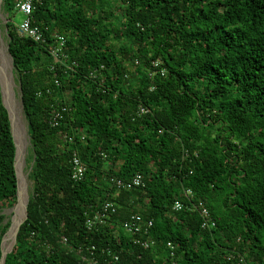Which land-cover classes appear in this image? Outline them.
Instances as JSON below:
<instances>
[{
	"label": "trees",
	"instance_id": "obj_1",
	"mask_svg": "<svg viewBox=\"0 0 264 264\" xmlns=\"http://www.w3.org/2000/svg\"><path fill=\"white\" fill-rule=\"evenodd\" d=\"M14 1L3 0L7 19ZM33 5L43 41L5 24L32 188L4 264H80L77 249L90 245L119 251L115 264H237L228 259L237 253L264 264V0ZM56 35L65 38L58 60L49 52ZM60 104L70 110L52 127L48 111ZM74 152L86 167L81 180L71 178ZM14 161L0 94V242L10 226L3 210L17 202ZM135 174L143 184L118 193L109 181ZM187 189L215 227L173 210ZM106 199L118 203L116 213L88 229ZM133 213L152 219L146 234L119 227ZM134 237L154 244L144 249Z\"/></svg>",
	"mask_w": 264,
	"mask_h": 264
},
{
	"label": "built area",
	"instance_id": "obj_2",
	"mask_svg": "<svg viewBox=\"0 0 264 264\" xmlns=\"http://www.w3.org/2000/svg\"><path fill=\"white\" fill-rule=\"evenodd\" d=\"M34 0H15L14 10L16 13H21L23 19L21 23L15 24L16 31L19 35L31 38L32 40L39 42L44 40L43 32L40 28L33 23L32 11L34 8ZM65 44V38L62 35H56L53 46L50 47L49 52L51 56L58 60L60 56L65 57L63 52V47ZM95 76V74H92ZM58 84V80H54ZM40 94V93H39ZM70 107L66 104H60L52 106L48 111L47 123L56 127L59 125L63 114L68 112ZM141 112H146L144 108L140 109ZM71 141V137L67 138ZM70 163L72 165L71 178L73 180H81L85 172V164L81 161L79 156L74 152L70 158ZM109 181L113 184L116 193L121 189H130L143 184L142 176L140 174H135L129 179H118L115 177L109 178ZM184 199L175 200L173 203V210H183L197 212L201 220V226L203 228L215 227V220L210 214L209 209L201 199L194 197L190 189L184 190ZM118 203L113 200L106 199L102 202L100 208H98L95 213L88 216L85 220V226L88 229L97 228L102 224H106L108 219L111 218L113 214L116 213ZM153 221L151 218H144L140 214L133 213L127 219L119 222V227L127 234H146L152 227ZM62 241L65 243L66 238L63 236ZM133 243L141 246L142 248H148L154 244V240L150 238L140 239L139 237H134L132 239ZM171 250L174 249V245L170 242L167 243ZM80 254V264H115L119 260V251L107 246L104 248H96L95 245L85 246V250L79 246L77 249ZM228 259H235L237 264H248L245 257L242 254H229Z\"/></svg>",
	"mask_w": 264,
	"mask_h": 264
},
{
	"label": "rangeland",
	"instance_id": "obj_3",
	"mask_svg": "<svg viewBox=\"0 0 264 264\" xmlns=\"http://www.w3.org/2000/svg\"><path fill=\"white\" fill-rule=\"evenodd\" d=\"M1 9H2V5H1ZM2 15L4 17L0 16V39H1L0 47L5 49V46H6L7 40H8V36L6 33V29H5V19L4 18H7V17H6V13H4V12H2ZM10 17L11 18H9L7 20H10L11 22L16 23V24L21 23V21L23 19V15L21 13H14ZM11 70L13 71V68L10 66L9 79L13 82H11V81L7 82L8 86H9V92L12 93L14 100H16L18 105H19L17 108H18V110L20 109L19 110V115L21 118L20 124L22 125V127H24L22 129L20 128L19 130H17V133L20 134L21 139L24 142V144H23L24 148L22 149V152L19 154V148L17 150V161H16L17 171H18L19 175L25 181V182L24 181L22 182V185H23V189H25V192H26V194H28V197H29V193L31 192V188H32V183H31L30 179L28 178V173L30 170V167H29V164H30V158H29V156H30L29 155L30 154V143H29V137L27 134V124H26L24 114H23V110H22V106L20 103V91L18 89L17 82L15 80V74H14V72L11 73ZM13 83H14V85H13ZM9 95H10V93H9ZM3 213L5 215L4 222L10 221V225H12L11 228H8L6 233L4 234V238H5L6 236H9L10 231L12 230L14 223L16 222L17 219H19L20 214H22V210L19 207V205L18 206L14 205L13 207L4 209ZM23 215H24V210H23Z\"/></svg>",
	"mask_w": 264,
	"mask_h": 264
},
{
	"label": "bare ground",
	"instance_id": "obj_4",
	"mask_svg": "<svg viewBox=\"0 0 264 264\" xmlns=\"http://www.w3.org/2000/svg\"><path fill=\"white\" fill-rule=\"evenodd\" d=\"M0 42H1V39H0ZM10 66H11L10 65V60H9V56H8V54L6 52V46H5V49L0 47V85H1V88H2L4 104L6 105L8 111L10 112V115L12 117L13 133H14V136H15L16 144H17V150L19 148V154H20L22 152V149L24 148V145H23L24 142L21 139L20 134L17 133V130H19L20 128L22 129L24 127H22V125L20 124V121H21V118H20V115H19V110L20 109L18 110V108H17L19 105H18L17 101L14 100V97L12 96V93L9 92V86H8L7 82L11 81L9 79ZM11 82H13V81H11ZM13 85H14V83H13ZM9 93H10V95H9ZM16 166H17V163H16ZM18 176H20L19 173H18ZM23 181H24L23 178L20 176L19 177V207L21 209L24 208V203H25L26 197H27L25 189H23V185H22ZM16 224H17V221L14 223V225L12 227V232L15 230ZM9 241H10V238L8 239L7 236L3 240V247H4L3 250H4V252H6V245H7V243Z\"/></svg>",
	"mask_w": 264,
	"mask_h": 264
},
{
	"label": "water",
	"instance_id": "obj_5",
	"mask_svg": "<svg viewBox=\"0 0 264 264\" xmlns=\"http://www.w3.org/2000/svg\"><path fill=\"white\" fill-rule=\"evenodd\" d=\"M3 4V0H0V16L4 17L2 15V9H1V5ZM2 11V12H1ZM5 19V24L6 22L8 21L7 18H4ZM5 29L7 30L6 26H5ZM6 52L9 56V59H10V65L11 67L13 68V64H12V57L11 55L9 54L8 52V45L6 44ZM13 71L11 70V73ZM17 86H18V89L20 91V85H19V82L17 83ZM0 94H1V102L3 104V106L5 107L7 113H8V116H9V119H10V127H11V133H12V137H13V141H14V145H15V161H14V167H15V173H16V179H17V182H16V196H17V202L15 204V206H18L19 205V176H18V171H17V166H16V161H17V144H16V140H15V136H14V133H13V127H12V117L10 115V112L8 111L6 105L4 104V100H3V94H2V88H1V85H0ZM20 96H21V93H20ZM20 103H21V106H22V100H21V97H20ZM27 202H28V194H27V197H26V201L24 203V215L23 217L17 222L16 226H15V230H14V233H13V236H12V239H11V246H10V249L7 251V252H4L2 250V244H3V240H4V236L2 237L1 239V242H0V248H1V258H0V264H4L5 262V257L8 253L11 252L12 248H13V245L15 244V241H16V235H17V232L19 230V227L21 225V223L24 221L25 217H26V207H27ZM12 225H10L9 228H11Z\"/></svg>",
	"mask_w": 264,
	"mask_h": 264
}]
</instances>
